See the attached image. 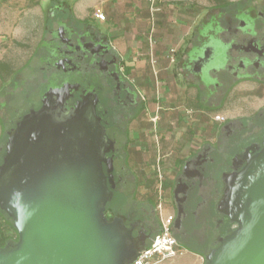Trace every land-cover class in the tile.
I'll return each instance as SVG.
<instances>
[{"label":"flooded vegetation","instance_id":"obj_1","mask_svg":"<svg viewBox=\"0 0 264 264\" xmlns=\"http://www.w3.org/2000/svg\"><path fill=\"white\" fill-rule=\"evenodd\" d=\"M45 21L36 62L13 79L0 104L7 135L41 107L49 88L79 84L69 105L95 90L97 114L114 143L107 154L116 214L136 223L141 249L161 229L164 199L178 244L194 256L192 264L196 257L204 264L237 226L218 209L225 175L264 147V0L218 2L169 54L172 74L145 80L129 77L95 22L61 8L48 10Z\"/></svg>","mask_w":264,"mask_h":264},{"label":"water","instance_id":"obj_2","mask_svg":"<svg viewBox=\"0 0 264 264\" xmlns=\"http://www.w3.org/2000/svg\"><path fill=\"white\" fill-rule=\"evenodd\" d=\"M103 33V30L98 27ZM79 84L49 88L16 123L0 159V210L18 233L0 264H129L141 249L114 198V143L97 114L98 95L68 100ZM106 166V169H105ZM221 213L237 224L204 264H264V147L224 177Z\"/></svg>","mask_w":264,"mask_h":264},{"label":"crops","instance_id":"obj_3","mask_svg":"<svg viewBox=\"0 0 264 264\" xmlns=\"http://www.w3.org/2000/svg\"><path fill=\"white\" fill-rule=\"evenodd\" d=\"M65 1L72 3L79 19L95 22L109 37L132 80L172 74L169 50L186 40L198 14L195 9L181 8V3L168 5V0ZM155 4L161 6L160 11H153ZM97 9L105 14L104 20L95 17ZM202 262V257H196V264Z\"/></svg>","mask_w":264,"mask_h":264},{"label":"rangeland","instance_id":"obj_4","mask_svg":"<svg viewBox=\"0 0 264 264\" xmlns=\"http://www.w3.org/2000/svg\"><path fill=\"white\" fill-rule=\"evenodd\" d=\"M165 3L174 6L181 3L183 9L197 10L198 14L192 20L188 36L185 38L188 40L195 26L218 1L168 0ZM55 8L71 11L77 17L72 3L65 0H0V60L10 64L12 69L10 74L3 72L0 76V104L4 94L11 88L13 79L24 75L32 63L36 62L33 57L48 31L45 13ZM6 128L7 123L0 119V147H4L8 138ZM162 201L163 215L166 216L168 212L164 210V199ZM109 208L110 215H115L117 200H113ZM193 257L189 252H185L159 264H192Z\"/></svg>","mask_w":264,"mask_h":264},{"label":"built area","instance_id":"obj_5","mask_svg":"<svg viewBox=\"0 0 264 264\" xmlns=\"http://www.w3.org/2000/svg\"><path fill=\"white\" fill-rule=\"evenodd\" d=\"M155 2V0H149ZM160 7L155 5L153 11H159ZM95 17L104 20L105 14L97 9ZM175 48L169 50V54L174 52ZM154 62V61H153ZM174 216L168 214L161 216V229L152 238V240L143 248H141L137 258L129 264H159L170 258L183 254V248L178 244L176 237L172 232V222Z\"/></svg>","mask_w":264,"mask_h":264},{"label":"trees","instance_id":"obj_6","mask_svg":"<svg viewBox=\"0 0 264 264\" xmlns=\"http://www.w3.org/2000/svg\"><path fill=\"white\" fill-rule=\"evenodd\" d=\"M218 2L224 0H217ZM3 72L10 74L12 72L10 64L0 60V76L3 75ZM158 195V193H157ZM112 217L113 215H109ZM18 239V233L13 225L12 220L6 215L5 212L0 210V247H5L15 243Z\"/></svg>","mask_w":264,"mask_h":264}]
</instances>
